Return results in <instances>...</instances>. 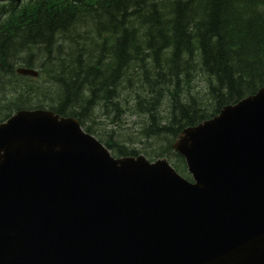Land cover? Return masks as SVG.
I'll return each mask as SVG.
<instances>
[{"label": "water", "instance_id": "water-1", "mask_svg": "<svg viewBox=\"0 0 264 264\" xmlns=\"http://www.w3.org/2000/svg\"><path fill=\"white\" fill-rule=\"evenodd\" d=\"M183 133L195 183L51 111L0 124V264H264V88Z\"/></svg>", "mask_w": 264, "mask_h": 264}, {"label": "trees", "instance_id": "trees-1", "mask_svg": "<svg viewBox=\"0 0 264 264\" xmlns=\"http://www.w3.org/2000/svg\"><path fill=\"white\" fill-rule=\"evenodd\" d=\"M20 2H0V95L11 87L13 97L0 99V122L17 109L48 107L84 124L98 103L109 107L127 91L150 112L144 135L153 156L178 157L171 143L184 126L264 85V0ZM16 64L51 77L18 76ZM193 69L207 77L210 100L174 94L162 122L161 97L182 92L181 77L189 81ZM117 154L130 153L117 146Z\"/></svg>", "mask_w": 264, "mask_h": 264}, {"label": "rangeland", "instance_id": "rangeland-1", "mask_svg": "<svg viewBox=\"0 0 264 264\" xmlns=\"http://www.w3.org/2000/svg\"><path fill=\"white\" fill-rule=\"evenodd\" d=\"M112 116L113 114L111 113L109 118H106L107 116L104 113L99 112L97 119L98 121L102 122L103 125L107 126L109 130L112 129V130L123 131V129H127V131L129 132L135 131V128H136L135 117L126 115L123 117L122 122L118 123L112 120ZM143 122L146 123V125L149 124L148 121H145L144 119H143ZM121 126H123V128Z\"/></svg>", "mask_w": 264, "mask_h": 264}]
</instances>
